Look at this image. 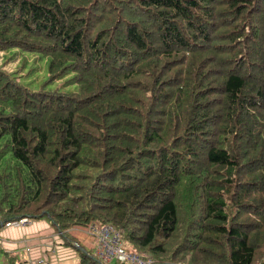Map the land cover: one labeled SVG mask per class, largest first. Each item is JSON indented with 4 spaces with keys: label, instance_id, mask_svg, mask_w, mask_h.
<instances>
[{
    "label": "trees",
    "instance_id": "16d2710c",
    "mask_svg": "<svg viewBox=\"0 0 264 264\" xmlns=\"http://www.w3.org/2000/svg\"><path fill=\"white\" fill-rule=\"evenodd\" d=\"M11 46L60 82L0 68V223L47 219L74 264H109L91 222L152 264H264V0H0Z\"/></svg>",
    "mask_w": 264,
    "mask_h": 264
},
{
    "label": "crops",
    "instance_id": "0c3cea01",
    "mask_svg": "<svg viewBox=\"0 0 264 264\" xmlns=\"http://www.w3.org/2000/svg\"><path fill=\"white\" fill-rule=\"evenodd\" d=\"M74 230L77 228L71 231L89 248L91 239H85ZM0 247L16 255V264H31L38 257L43 259L42 264H74L78 260L74 244H65L59 231L45 218H30L29 222L20 224L0 223Z\"/></svg>",
    "mask_w": 264,
    "mask_h": 264
},
{
    "label": "rangeland",
    "instance_id": "374dc122",
    "mask_svg": "<svg viewBox=\"0 0 264 264\" xmlns=\"http://www.w3.org/2000/svg\"><path fill=\"white\" fill-rule=\"evenodd\" d=\"M0 68L13 76L15 81L28 86L31 89L39 88L47 77V56L33 49H23L18 46L0 49ZM60 80L52 81L42 85L44 88L57 87ZM75 231L85 239H90L89 235L84 234L83 227H74ZM31 237V236H28ZM94 239V236H93ZM92 244H89L90 246ZM96 246V245H95ZM18 254L17 256H19ZM78 257V254H75ZM141 256V255H140ZM111 259L108 263L115 264ZM0 264H5V260L0 255Z\"/></svg>",
    "mask_w": 264,
    "mask_h": 264
},
{
    "label": "built area",
    "instance_id": "2783aa9c",
    "mask_svg": "<svg viewBox=\"0 0 264 264\" xmlns=\"http://www.w3.org/2000/svg\"><path fill=\"white\" fill-rule=\"evenodd\" d=\"M28 217H19L8 221L12 224H20L29 222ZM83 227L85 233H89L94 236L95 241V254L103 261H128L130 264H152V258L148 255H141L130 252L124 249L119 237V233L113 227L108 224L88 223ZM43 259L38 257L33 259L31 264H42Z\"/></svg>",
    "mask_w": 264,
    "mask_h": 264
}]
</instances>
